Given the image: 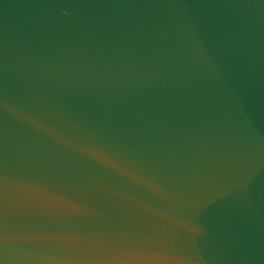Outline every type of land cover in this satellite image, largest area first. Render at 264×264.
<instances>
[{
  "label": "water",
  "instance_id": "95a60500",
  "mask_svg": "<svg viewBox=\"0 0 264 264\" xmlns=\"http://www.w3.org/2000/svg\"><path fill=\"white\" fill-rule=\"evenodd\" d=\"M0 264H264V0H0Z\"/></svg>",
  "mask_w": 264,
  "mask_h": 264
}]
</instances>
